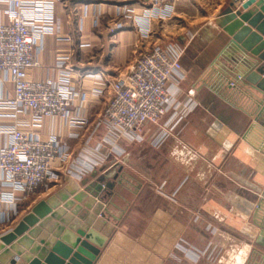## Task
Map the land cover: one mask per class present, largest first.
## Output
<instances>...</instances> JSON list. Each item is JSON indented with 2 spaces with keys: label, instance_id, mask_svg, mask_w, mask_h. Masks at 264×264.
Wrapping results in <instances>:
<instances>
[{
  "label": "crops",
  "instance_id": "crops-1",
  "mask_svg": "<svg viewBox=\"0 0 264 264\" xmlns=\"http://www.w3.org/2000/svg\"><path fill=\"white\" fill-rule=\"evenodd\" d=\"M230 4L231 0H175L172 8L150 19L152 37H144L140 28L146 23L147 7L137 1L54 2L57 31L44 36L39 65L28 69L27 77L59 79L58 57H67L71 82L85 92V100L78 97L71 113H83L86 122L70 126L45 117L26 126L42 138L66 141L72 161L57 171L60 179L48 189L20 199L19 211L0 220V231L60 184L93 168H112L120 179L115 203L124 211L118 230L134 240L120 264H260L264 204L258 210L257 205L264 198V142L260 125L249 129L254 120L248 115L255 94L241 85L229 92V102L206 84L225 91L219 78L221 62L210 69L209 65L227 39L218 21ZM169 31L179 39L189 34L190 44L181 57L185 77L180 88L191 93L194 108L157 146L118 141L114 150L101 148L105 128L97 121L108 93L94 95L98 83L93 78H84L80 88L78 73L99 72L116 79L129 70L137 51L148 49L153 37L158 41ZM6 91L12 93L11 85ZM25 118L30 121V115ZM0 119L12 121L9 116ZM211 245L219 248L214 258L202 255L195 260L188 252Z\"/></svg>",
  "mask_w": 264,
  "mask_h": 264
},
{
  "label": "built area",
  "instance_id": "built-area-1",
  "mask_svg": "<svg viewBox=\"0 0 264 264\" xmlns=\"http://www.w3.org/2000/svg\"><path fill=\"white\" fill-rule=\"evenodd\" d=\"M56 1L0 0V118H12L10 123H0L4 138L0 141V220H8L19 211L20 199L48 189L50 183L60 179L57 171L72 161L66 141L55 136L42 138L26 126L45 117L59 118L70 126L86 122L83 113H71L78 97L85 100V92L71 82L72 67L67 57H58L59 79L27 77V70L39 65L38 54L44 36L57 31ZM134 1L147 7L146 23L140 28L144 37L151 32L150 19L162 15L175 2ZM242 1L231 0L234 8ZM188 37L189 34L174 43L155 44L140 51L129 70L116 79H108L99 72L78 73L80 88H84V78H93L98 83L94 95H101L104 90L108 93L97 121V125L105 128L101 148L107 146L114 150L118 141H147L157 146L194 108L191 93H184L180 88L185 77L181 57ZM8 84L12 89L10 94L6 91ZM25 115H30L29 122ZM150 125L155 126L152 131ZM76 158L80 163L83 160L80 155ZM188 252L195 260L202 255L214 258L219 248L211 245L203 251L189 249Z\"/></svg>",
  "mask_w": 264,
  "mask_h": 264
},
{
  "label": "water",
  "instance_id": "water-1",
  "mask_svg": "<svg viewBox=\"0 0 264 264\" xmlns=\"http://www.w3.org/2000/svg\"><path fill=\"white\" fill-rule=\"evenodd\" d=\"M218 25L227 39L209 69L221 62L225 91L206 84L229 102V92L248 87L255 94L249 129L260 125L264 142V0H244L238 8L231 2ZM112 171L93 168L60 184L0 231V264L122 263L134 240L118 230L124 211L115 203L120 179ZM263 204L264 198L257 210ZM260 257L264 264V253Z\"/></svg>",
  "mask_w": 264,
  "mask_h": 264
},
{
  "label": "rangeland",
  "instance_id": "rangeland-1",
  "mask_svg": "<svg viewBox=\"0 0 264 264\" xmlns=\"http://www.w3.org/2000/svg\"><path fill=\"white\" fill-rule=\"evenodd\" d=\"M152 34H151V32H150V34L148 35V36H150V37H152L151 36ZM149 37V38H150ZM177 40H180L178 37H177V34H173L172 32H166V34H165V36H163V38L162 39H160V40H158V41H156L155 40V37H153L150 41V45L152 46V45H155V44H158V45H167V44H169V43H174V42H176ZM184 42H185V44H186V48H187V46L190 44V39H185L184 40ZM186 50V49H185ZM139 52L140 51H137V54H136V57L138 56V54H139ZM150 130L152 131V129L153 128H155V126L154 125H150ZM148 135V134H147ZM144 143H146V144H149V145H151L149 142H147V141H143ZM153 146V145H152Z\"/></svg>",
  "mask_w": 264,
  "mask_h": 264
}]
</instances>
